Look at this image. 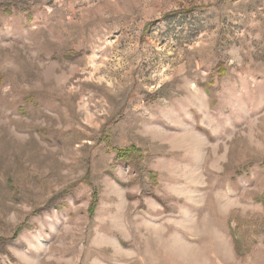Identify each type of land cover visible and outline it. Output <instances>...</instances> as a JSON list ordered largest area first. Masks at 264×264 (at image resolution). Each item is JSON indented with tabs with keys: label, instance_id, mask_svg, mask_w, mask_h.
Instances as JSON below:
<instances>
[{
	"label": "rangeland",
	"instance_id": "rangeland-1",
	"mask_svg": "<svg viewBox=\"0 0 264 264\" xmlns=\"http://www.w3.org/2000/svg\"><path fill=\"white\" fill-rule=\"evenodd\" d=\"M0 264H264V0H0Z\"/></svg>",
	"mask_w": 264,
	"mask_h": 264
},
{
	"label": "trees",
	"instance_id": "trees-1",
	"mask_svg": "<svg viewBox=\"0 0 264 264\" xmlns=\"http://www.w3.org/2000/svg\"><path fill=\"white\" fill-rule=\"evenodd\" d=\"M126 150V149H125ZM125 150H123V151H125ZM134 150V149H133ZM136 151H138V150H136ZM121 158H124L123 156L121 157ZM90 214H92V210H90Z\"/></svg>",
	"mask_w": 264,
	"mask_h": 264
}]
</instances>
